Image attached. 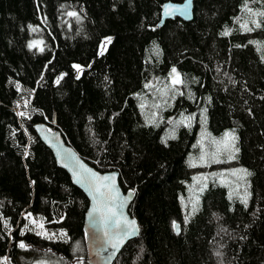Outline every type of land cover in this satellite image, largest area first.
Wrapping results in <instances>:
<instances>
[{
    "label": "trees",
    "instance_id": "trees-1",
    "mask_svg": "<svg viewBox=\"0 0 264 264\" xmlns=\"http://www.w3.org/2000/svg\"><path fill=\"white\" fill-rule=\"evenodd\" d=\"M164 1L0 0V257L89 264L88 199L45 122L134 192L140 232L109 264H264V0H196L191 20L158 25ZM233 130L239 152L219 160ZM23 211L66 235L23 229Z\"/></svg>",
    "mask_w": 264,
    "mask_h": 264
},
{
    "label": "water",
    "instance_id": "water-1",
    "mask_svg": "<svg viewBox=\"0 0 264 264\" xmlns=\"http://www.w3.org/2000/svg\"><path fill=\"white\" fill-rule=\"evenodd\" d=\"M195 1H164L160 8L158 25L176 16L186 21L191 20ZM52 122L55 123V120ZM33 127L39 139L52 152L56 163L68 173L71 182L88 199L83 219L86 260L89 264L111 263L126 242L140 232L138 220L128 211L135 196L134 192L123 191L116 170L100 171L82 158L65 141L60 130L50 129L44 122H37ZM117 240H122V243L113 248L112 243Z\"/></svg>",
    "mask_w": 264,
    "mask_h": 264
},
{
    "label": "rangeland",
    "instance_id": "rangeland-1",
    "mask_svg": "<svg viewBox=\"0 0 264 264\" xmlns=\"http://www.w3.org/2000/svg\"><path fill=\"white\" fill-rule=\"evenodd\" d=\"M27 101H28V99L25 96H21L20 98H18V100L15 103V110H16L17 114L21 113L22 108L27 103ZM205 135H206L205 130H201L200 131V137L203 138ZM223 139H224V137H222L216 141H222ZM218 147H220L222 149L221 145L216 144V151H217ZM226 152L227 151H224V150L219 151V154L221 155L219 160H222V158L226 154ZM200 155L204 156V159H205L204 150L201 151ZM192 157L197 164H201V165L203 164L204 159L201 160L200 159L201 156L198 158L196 156H192ZM215 158L218 159L219 156L216 155ZM242 175H243V173H237L236 174V176L239 178ZM243 179H245V177ZM22 216L25 217V223L22 226L23 229L32 230V231L40 233L46 237H53V238H61L62 237L63 232L61 230L49 227L47 225V222L43 218H41L40 216L29 214L27 211H23ZM33 221H35V223H33ZM40 225H43V227H40ZM0 264H13V263L10 261V259L7 255H4V256L0 257ZM27 264H52V263H50L46 260L38 259V260L31 261Z\"/></svg>",
    "mask_w": 264,
    "mask_h": 264
},
{
    "label": "snow or ice",
    "instance_id": "snow-or-ice-1",
    "mask_svg": "<svg viewBox=\"0 0 264 264\" xmlns=\"http://www.w3.org/2000/svg\"><path fill=\"white\" fill-rule=\"evenodd\" d=\"M189 2H190V0H189ZM245 9L247 11L251 12V9H249L247 7V4H245ZM69 15L75 16L76 13H69ZM258 15L264 17V12L258 13ZM253 23L256 25V27L260 26V24L258 22H256V21H253ZM242 27H244L246 31H252L251 28H248L247 24L242 25ZM223 35H229V31L226 30L223 33ZM110 42H111V38H106V40L104 42H102V44H101V54H103V51L106 50L107 44L110 43ZM34 46H35L34 44H30L29 45V47H34ZM74 67L77 68L78 70L80 69L79 65H74ZM172 72H173L172 83L173 84L182 83V81H181V79L179 77V74L176 73V69L175 68L172 69ZM20 115H24V113H20ZM188 119H190V118H188ZM180 123H183V121H181ZM236 140H237V137L234 135V130H233V132L225 133V137H224V139L222 141H213V143L222 146V149L220 147L217 148L218 152L221 151V150L228 151L229 152V159H235L236 158L235 153L239 152V148L235 147ZM200 159L203 160L204 156H201ZM237 173H243V175L240 177L241 179L251 175V173H249L246 169L233 170L232 174L236 175ZM105 179H108V177H105ZM201 191H203V189H201ZM242 203H244L245 205L247 204V196H245L242 199ZM196 210H197L196 209V202H193V211H196ZM33 223H35V221H33ZM40 227H43V225H40ZM173 227H176L177 230H178V226L175 224V222L173 223ZM62 235H66V234L62 233ZM119 243H122V240H117V241L113 242L112 243V247L116 248ZM20 247L23 248L24 245L20 244ZM217 255H220V253L218 252Z\"/></svg>",
    "mask_w": 264,
    "mask_h": 264
},
{
    "label": "bare ground",
    "instance_id": "bare-ground-1",
    "mask_svg": "<svg viewBox=\"0 0 264 264\" xmlns=\"http://www.w3.org/2000/svg\"><path fill=\"white\" fill-rule=\"evenodd\" d=\"M37 123V122H36ZM45 123V122H44Z\"/></svg>",
    "mask_w": 264,
    "mask_h": 264
}]
</instances>
